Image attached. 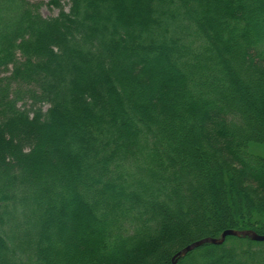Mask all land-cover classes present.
<instances>
[{"label":"trees","instance_id":"1","mask_svg":"<svg viewBox=\"0 0 264 264\" xmlns=\"http://www.w3.org/2000/svg\"><path fill=\"white\" fill-rule=\"evenodd\" d=\"M51 5L0 0V264H172L226 230L264 235L232 220L264 217L247 151L264 143V0ZM226 241L178 264H264V242Z\"/></svg>","mask_w":264,"mask_h":264},{"label":"rangeland","instance_id":"2","mask_svg":"<svg viewBox=\"0 0 264 264\" xmlns=\"http://www.w3.org/2000/svg\"><path fill=\"white\" fill-rule=\"evenodd\" d=\"M71 1L72 0H59L61 6L66 11L70 10ZM34 3L41 5L40 11H41V14L45 18H53V17L58 16L59 13H60V9L59 8L55 7L54 5H51L52 0H34ZM257 103H258V106L260 107V106H262V103H264V102L261 99V102L259 101ZM255 113H256L255 116L257 118H260L261 120L264 119V113L263 114L260 113V112L258 113L257 110L255 111ZM247 151L249 152V154H251V155H253L255 157L264 158V143H250L249 146L247 147ZM224 189H225V197L224 198L227 199V201L229 202V205H230V203L232 205L234 204L233 205V209L235 210V207L237 205L236 203H238V201L236 200V203L234 202L235 199L232 198V197H234V194H230L232 191H230L231 189H229V186L227 184L225 185ZM240 212H242L241 214L243 215L245 210L241 208ZM234 213H235V211H234ZM253 215L251 216V219H249V218L248 219L247 218H245V219L242 218L241 219L238 216V214H237L236 216L234 215L232 220L234 222L242 225V227H244V228H249V226L255 225L257 227H260V228L264 229V217H260V215H257V214H255V216L253 217ZM244 224H246L247 227ZM236 231H252V230L245 229V230H236ZM256 234H258V233H256ZM246 243H248V241L243 242V241L235 239V238H229L226 241V245L235 246L236 248H239V249H241L242 246H244V248H245L246 247L245 246ZM255 247L258 248L260 246L255 245ZM193 255H194L193 258L186 259L182 264H209V261L206 258L208 255L205 257L206 254H205V252L203 250L202 251H197V252L193 253ZM208 258L211 259V258H213V256H210Z\"/></svg>","mask_w":264,"mask_h":264},{"label":"water","instance_id":"3","mask_svg":"<svg viewBox=\"0 0 264 264\" xmlns=\"http://www.w3.org/2000/svg\"><path fill=\"white\" fill-rule=\"evenodd\" d=\"M228 237L249 238L254 242H264V235H258L253 231L226 230L222 233L220 238H206L187 246L182 251L178 252V254H176V256L173 258L172 264H178V260L180 258L186 257L190 252H193L204 245L211 244L215 246H221L225 243Z\"/></svg>","mask_w":264,"mask_h":264}]
</instances>
